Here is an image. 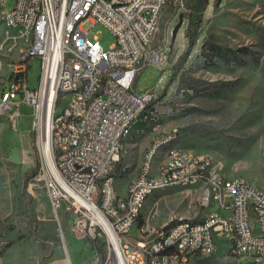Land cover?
Segmentation results:
<instances>
[{
	"label": "built area",
	"instance_id": "obj_1",
	"mask_svg": "<svg viewBox=\"0 0 264 264\" xmlns=\"http://www.w3.org/2000/svg\"><path fill=\"white\" fill-rule=\"evenodd\" d=\"M164 5L165 0H14L4 16L28 43L0 93V113L15 124L21 106L31 108L39 151L34 178L42 182L54 213L63 205L81 218L77 223L88 222L91 237L103 247L96 264H196L214 254L215 236L228 242L225 260L238 264L240 258L252 257L260 263L264 188L244 176L231 179L219 159L211 163L208 153L180 143L159 158L156 170H147L152 148L180 133L177 128L164 132L162 122L153 124L134 175L121 187L111 185L109 170L125 153V129L144 116L155 97L153 88L135 93L136 77L147 65L161 69L169 59L165 40L153 42ZM84 7H91V14H84ZM96 24L114 37L107 49L96 36L89 37ZM70 27H78V35H71ZM33 56L39 57L40 71L31 89L27 72ZM67 84H75L77 97L62 96ZM43 123L46 130L56 124V133H48L47 153L41 148ZM175 180L198 192V208L205 211L199 216L171 213L155 228L140 217L139 202L153 185ZM96 211L102 221H92ZM134 224L137 230L131 235ZM159 244H172L170 257L158 252Z\"/></svg>",
	"mask_w": 264,
	"mask_h": 264
},
{
	"label": "rangeland",
	"instance_id": "obj_2",
	"mask_svg": "<svg viewBox=\"0 0 264 264\" xmlns=\"http://www.w3.org/2000/svg\"><path fill=\"white\" fill-rule=\"evenodd\" d=\"M216 1L208 0L200 34L182 63L176 65L188 44L185 20L167 64L161 69L147 65L137 75L135 93L153 88L155 97L124 140L125 153L112 171L117 187L134 175L149 141L150 125L160 121L164 131H180L166 148L180 143L193 152L208 153L223 163L227 174L244 176L264 188V0H221L219 5ZM13 5L14 0H5L0 11L7 12ZM182 9L181 0H166L153 42L164 39L168 50L178 13L185 16ZM94 36L104 49L114 41L100 24L91 28L89 37ZM27 43L23 31L0 21V93L8 87L11 68ZM39 65V57L33 56L27 72L31 89L38 84ZM61 109L62 105L56 108ZM30 112L29 106L22 105L21 121L15 124L7 113H0V264H58L59 259H64L61 264H74L71 243L75 255L89 253L82 256V264H94L96 257H102L103 247L91 237L88 222L77 223L81 218L63 205L54 213L42 182L31 176L30 171L37 170L39 151ZM197 198L192 187L158 189L148 197L142 220L158 228L171 213L199 216L205 210L198 208ZM136 230L134 224L130 234ZM42 242L56 244L50 255L42 256ZM214 242V254L196 264H232L221 256L227 250L226 239L215 236ZM262 263L264 259L254 263L252 257L238 260V264Z\"/></svg>",
	"mask_w": 264,
	"mask_h": 264
},
{
	"label": "bare ground",
	"instance_id": "obj_3",
	"mask_svg": "<svg viewBox=\"0 0 264 264\" xmlns=\"http://www.w3.org/2000/svg\"><path fill=\"white\" fill-rule=\"evenodd\" d=\"M4 1L5 0L0 1V5H2ZM10 10L4 13L0 11V21H3L7 26H10V18L5 17L4 15L5 13H8ZM84 14H91V7H84ZM70 34L78 35V27H70ZM64 94H69L70 97H77L78 89H75V84H67V89H62V96ZM137 120L138 119H136L135 121ZM155 123L156 122L150 125V131H153V124ZM132 126L128 127V129H125V136H127L130 133ZM48 133H56V124H48V130H46L45 123H43L41 148H42V151L46 153L50 149ZM174 137H175V134L171 135L169 138L163 139V141L160 144H157L156 146L152 148L151 154H148V158H147V170H156V166L159 164V159L156 160L155 164H153V162L158 154H161L160 158H162V156H168V153L171 151V149L175 148V147H167V148L165 147V145L168 142H170ZM124 140L125 139L122 140V147H124ZM209 157H211V163H218V159L214 158L211 155H209ZM114 167L115 166H112L111 169L109 170V179H111V185L116 187L114 177L112 176V171ZM231 179H242V177L241 176H231ZM173 185L182 186V180H175L174 182L160 183L158 185H153V191H151V194H153L158 189H162V188L173 186ZM151 194H145V196L139 202V213H140L141 218L143 216V209H144L145 201ZM95 220H98V221L103 220L102 215L98 211L94 212V214L92 215V221H95ZM171 251H172V244H159L158 245V252L163 253V257H170ZM147 264H154V260H147ZM170 264H178V260H170Z\"/></svg>",
	"mask_w": 264,
	"mask_h": 264
},
{
	"label": "trees",
	"instance_id": "obj_4",
	"mask_svg": "<svg viewBox=\"0 0 264 264\" xmlns=\"http://www.w3.org/2000/svg\"><path fill=\"white\" fill-rule=\"evenodd\" d=\"M181 1L183 4L182 10L185 14L184 20L186 23L184 36L188 44L185 50L181 54H179V56L177 57L176 65H179L185 60V57L190 51V48H194V39L195 37H198L200 34V30L202 27V20H203V12L208 3V0H181ZM170 53H171V50L168 51V54ZM118 165L119 163H117L116 166ZM35 172H36V167H34V169L30 171L31 176L34 175ZM55 246L56 244L42 242L41 243L42 256L50 255Z\"/></svg>",
	"mask_w": 264,
	"mask_h": 264
},
{
	"label": "crops",
	"instance_id": "obj_5",
	"mask_svg": "<svg viewBox=\"0 0 264 264\" xmlns=\"http://www.w3.org/2000/svg\"><path fill=\"white\" fill-rule=\"evenodd\" d=\"M18 120H19V122L21 121V117H20V119L18 118ZM147 131H148V126H147V129H146ZM149 132V131H148ZM131 133V132H130ZM140 156V155H139ZM140 160V159H139ZM115 183H116V181H115ZM118 186V184L116 183V187ZM148 199V198H147ZM147 199H146V201H147ZM146 201H145V204H146ZM144 207H145V205H144ZM143 211H144V209H143ZM70 240H72V238L70 237L69 238V240H68V242H70ZM65 246V245H64ZM56 247V246H55ZM54 247V248H55ZM228 247V246H227ZM54 248H53V250H54ZM69 248H70V254L72 255L71 257H72V260H73V262H74V264H82V256H87L89 253H82L81 254V257L80 256H77V255H75V250H76V247H75V245L74 244H70L69 245ZM53 252V251H52ZM54 255H55V252H54ZM222 257H223V254L221 255ZM64 259H59V260H57L58 261V264H61V263H59V261L61 262V261H63ZM96 258H95V261H94V264H96Z\"/></svg>",
	"mask_w": 264,
	"mask_h": 264
},
{
	"label": "water",
	"instance_id": "obj_6",
	"mask_svg": "<svg viewBox=\"0 0 264 264\" xmlns=\"http://www.w3.org/2000/svg\"><path fill=\"white\" fill-rule=\"evenodd\" d=\"M220 2H221V0H217L216 1V5H219ZM183 21H184V16H183V13L180 12V13H178L177 22L175 23V25L173 26V28L170 31L171 41H170V44H169L168 51L171 50L172 43H173V41L175 39L176 33H177L179 27L182 25ZM166 229H167V226H164L162 228L163 231H165Z\"/></svg>",
	"mask_w": 264,
	"mask_h": 264
}]
</instances>
